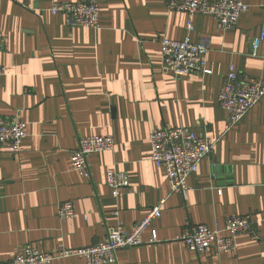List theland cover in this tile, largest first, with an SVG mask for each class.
<instances>
[{
    "label": "crops",
    "instance_id": "1",
    "mask_svg": "<svg viewBox=\"0 0 264 264\" xmlns=\"http://www.w3.org/2000/svg\"><path fill=\"white\" fill-rule=\"evenodd\" d=\"M77 1L0 0V117L26 123L19 158L0 148V264L26 244L52 253L102 242L118 223L131 233L162 200L144 244L117 252L115 264H264V97L228 131L218 102L229 68L264 84V39L251 51L264 34V0H238L248 9L228 31L196 15L189 32L187 16L169 12L165 0H92L100 7L97 30L70 28L47 11L53 2ZM162 38L206 43L211 73L172 78L162 66ZM178 127L212 145L184 196L171 192L149 143L153 128ZM88 136H112L114 148L90 155L83 178L71 152ZM111 168L129 182L117 198L105 183ZM64 202L74 218L57 217ZM230 216H249L252 224L232 254H196L179 241L188 226L214 230Z\"/></svg>",
    "mask_w": 264,
    "mask_h": 264
},
{
    "label": "built area",
    "instance_id": "2",
    "mask_svg": "<svg viewBox=\"0 0 264 264\" xmlns=\"http://www.w3.org/2000/svg\"><path fill=\"white\" fill-rule=\"evenodd\" d=\"M169 12L183 13L187 16V28L192 32V20L196 15L212 17L220 31L235 28L240 16L248 7L238 0H165ZM52 15H62L70 28L97 30L99 27L100 7L92 0H80L75 3L53 2L47 10ZM264 34L252 41V54L256 55ZM4 47V37L0 30V51ZM209 48L206 43H193L189 38L175 41L162 38L160 41L161 62L172 78L178 79L191 74L209 75L206 57ZM0 64V76L5 74ZM264 97V84L240 80L233 68H229L218 95L220 107L227 114L225 131L240 122L248 111ZM26 138V123L17 117H0V148L8 151L13 158H19L23 152ZM151 161L163 170L172 193L182 196L188 191L187 178L194 174L200 162L206 158L212 145L199 137L191 128H153L149 133ZM114 148L112 136H88L80 138L76 149L71 152V165L74 172L83 178H89L87 159L90 155L110 152ZM105 183L113 198H117L122 189L128 188L126 174L116 169H108ZM164 200L154 206L147 216L126 233L121 223L110 229L104 240L95 245L71 249L60 247L55 252L44 253L32 246L24 245L10 264H50L57 259L81 258L85 264H115L116 254L120 250L143 245L142 233L150 222L161 217ZM76 216L71 202L58 206L59 220H69ZM249 216H230L223 227L209 230L206 226H188L183 229L179 241L191 252L204 254H232L236 249V237L251 232ZM152 233L150 242H155Z\"/></svg>",
    "mask_w": 264,
    "mask_h": 264
}]
</instances>
